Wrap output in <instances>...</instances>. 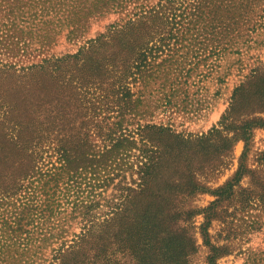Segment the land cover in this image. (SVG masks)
Masks as SVG:
<instances>
[{"label": "rangeland", "instance_id": "374dc122", "mask_svg": "<svg viewBox=\"0 0 264 264\" xmlns=\"http://www.w3.org/2000/svg\"><path fill=\"white\" fill-rule=\"evenodd\" d=\"M198 11L203 14L197 18L192 1L163 9L154 29H138L123 52L131 62L135 48L147 53L154 48L157 63L170 65L144 97L153 100L144 120L169 125L175 133L156 139L160 159L146 187L109 216L106 228L88 232L82 214L64 205L55 224L62 229L57 244L27 264H50L52 249L62 244L66 251L57 264H212L214 255L213 264H245L249 254L264 252V0L247 8H232L228 1L219 8L206 3ZM121 18L93 19L77 39L67 38L65 31L17 67L50 60L44 68H0L1 170L9 168L13 153L27 156L61 147L62 133L102 149L95 124L114 107L112 78L105 76L94 90L89 65L55 68L52 62L77 53ZM182 27L198 30L180 35ZM131 87L133 93L145 89L139 83ZM65 105L62 132L59 120L51 118L59 117ZM126 181L131 182L129 174ZM102 190L83 203L82 213L92 207L89 215L103 219L120 203L111 186ZM13 202L0 199V222L10 218ZM146 235L152 239L148 250ZM9 243L0 238V251ZM14 249L0 255V263L23 264Z\"/></svg>", "mask_w": 264, "mask_h": 264}, {"label": "trees", "instance_id": "16d2710c", "mask_svg": "<svg viewBox=\"0 0 264 264\" xmlns=\"http://www.w3.org/2000/svg\"><path fill=\"white\" fill-rule=\"evenodd\" d=\"M189 1L197 9L198 18L203 14L198 10L206 3L219 8L228 1L232 8H247L259 0H0V68L12 71L48 66L51 62L45 59L41 64L17 68L21 59L50 47L63 32L67 31V38L77 39L87 31L91 20L109 14L122 15L119 23L88 40L77 53L52 62L55 68L70 63L89 65L94 90L103 86L105 76L112 78L111 103L114 107L106 110L95 124L96 134L103 140L102 149L96 150L97 145H87L62 133L61 147L51 152L39 154L33 150L27 156L26 153L12 154L16 158L9 168L16 166L17 170L0 169V187L4 185L0 188V199L14 200L10 218L0 222V238L7 237L10 242L0 255L5 257L15 247L14 252L24 259L23 264H27L31 256L43 253L46 246L57 244L62 229L55 224L60 223L58 215L66 204L71 205L73 212L82 214L79 219L86 232L106 228L112 219L109 216H116L126 201L146 187L160 159L156 139L175 133L169 125L144 120L153 102L148 103L144 97L157 75L168 71L170 65L157 63L154 48L149 53L135 48L131 62L124 58L123 52L128 50L127 42L138 29H154L163 9ZM194 29L198 30L182 27L177 33L185 35ZM152 33L154 36L157 30ZM109 46H116L117 50L108 51ZM137 83L145 89L133 93L131 85ZM66 109L67 105L59 111V117L51 118L59 120L62 132ZM99 109L102 111L101 107ZM46 153H51L47 163ZM127 174L131 182L126 181ZM119 176L122 179L115 183ZM10 183L11 187L7 185ZM107 186L114 189L113 198L120 203L111 206L103 219L89 215L92 207H87L88 213H82L83 203L95 194L101 196L105 191L99 190ZM151 241L150 235H146L144 246L147 250L152 246ZM60 247L52 249L55 254L50 264H57L64 258L66 246ZM215 258V255L211 257L212 264ZM245 264H264V252L249 254Z\"/></svg>", "mask_w": 264, "mask_h": 264}]
</instances>
